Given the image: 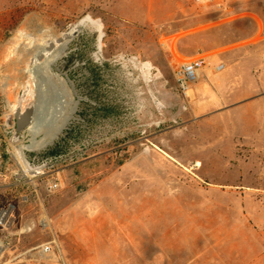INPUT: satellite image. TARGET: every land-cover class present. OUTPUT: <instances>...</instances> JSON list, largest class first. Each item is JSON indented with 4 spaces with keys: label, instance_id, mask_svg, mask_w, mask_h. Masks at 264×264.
Instances as JSON below:
<instances>
[{
    "label": "rangeland",
    "instance_id": "rangeland-1",
    "mask_svg": "<svg viewBox=\"0 0 264 264\" xmlns=\"http://www.w3.org/2000/svg\"><path fill=\"white\" fill-rule=\"evenodd\" d=\"M200 57L186 97L175 68ZM40 78L54 104L15 142ZM49 156L55 192L19 173ZM3 207L0 264L45 245L55 264H264V0H0Z\"/></svg>",
    "mask_w": 264,
    "mask_h": 264
},
{
    "label": "built area",
    "instance_id": "built-area-1",
    "mask_svg": "<svg viewBox=\"0 0 264 264\" xmlns=\"http://www.w3.org/2000/svg\"><path fill=\"white\" fill-rule=\"evenodd\" d=\"M212 2H217L218 0H207ZM207 65V59L205 57L190 59L180 62L174 71V79L177 85L178 90L186 97H189V92L192 91L193 86L200 81L204 75V70ZM225 70L224 63H218L214 67V73H221ZM27 168L34 169L35 172L32 174L33 177H27L23 169H19V173L23 176L28 182L36 183L38 180L47 178L48 182L46 184V189L49 192H55L58 189L59 182L57 178L58 171V157L49 156L41 159L36 157L30 162L25 159ZM34 183H32L34 185ZM9 210L7 207L0 208V231L6 229L12 219V213L6 214ZM51 254H54V251L50 245L43 246L39 251L40 261L38 264H55L57 261L52 260Z\"/></svg>",
    "mask_w": 264,
    "mask_h": 264
},
{
    "label": "bare ground",
    "instance_id": "bare-ground-1",
    "mask_svg": "<svg viewBox=\"0 0 264 264\" xmlns=\"http://www.w3.org/2000/svg\"><path fill=\"white\" fill-rule=\"evenodd\" d=\"M88 23L87 20H82L80 21L77 26H81V25H84ZM93 27H95L97 30H98V25L96 22H93V21H90L89 22ZM17 40H15L14 44H15V48L17 49ZM98 51L99 53L101 52V45H100V38H99V41H98ZM17 46V47H16ZM13 53H15V51H12L10 52L9 56L13 55ZM98 54V53H97ZM98 56H100L98 54ZM133 62H135L137 65H140L142 69H150L151 68V65L148 63V62H140L137 58H132L131 59ZM62 83L65 85L66 84V81L65 80H62ZM54 85V84H53ZM26 87L24 89H27L29 90V85H25ZM46 80L44 78H40V82L37 84V90L40 92V94H42L43 96H45V99L48 97V100H45L44 103H47L46 106H51L52 104H54V89L50 90V93L48 92L49 90H47V87H46ZM56 87V86H55ZM43 90V91H41ZM53 93V94H52ZM50 95H51V98H50ZM15 105V104H14ZM75 109L76 107H73L72 109H70L68 111V113L66 115H64V113L60 114L58 117H57V123H58V130L57 132L54 133V135L51 137L50 141H52L53 139H55V137L58 135L60 129H62L66 122L71 118L72 114L75 112ZM38 113V111H37ZM47 145L46 142H43V143H40V142H32L30 143V145H25V146H22V148H25L26 150H29V151H36V150H40L41 148L45 147ZM23 170L26 171L25 172V175L27 177H30L32 178L33 177V173L35 172L34 169H29L27 168L26 166V163H25V160H24V163H23ZM32 183H34V180H32ZM11 211L12 209L9 208V210L6 212V214H11ZM45 216V215H44ZM43 220L47 221V217H44ZM49 223V221H48ZM45 226V224L43 225ZM5 248L2 246L1 242H0V255L4 252ZM51 257H52V260L54 261H57V257H55L53 254H51Z\"/></svg>",
    "mask_w": 264,
    "mask_h": 264
},
{
    "label": "water",
    "instance_id": "water-1",
    "mask_svg": "<svg viewBox=\"0 0 264 264\" xmlns=\"http://www.w3.org/2000/svg\"><path fill=\"white\" fill-rule=\"evenodd\" d=\"M49 31L48 29L42 30ZM28 85V84H27ZM46 87L48 92L54 88L51 82L46 81ZM27 88V87H26ZM29 90L21 89L20 95H18L15 108L12 112V117L14 120V134L13 141H18L20 134L24 131H28L30 127L34 124V121L37 120V111L41 105H45V100H48V97L45 99V96L40 94V92L35 88L34 96L31 99H27L29 96Z\"/></svg>",
    "mask_w": 264,
    "mask_h": 264
}]
</instances>
